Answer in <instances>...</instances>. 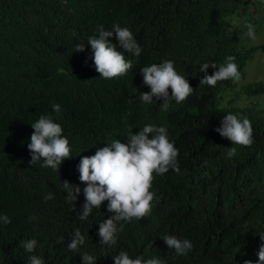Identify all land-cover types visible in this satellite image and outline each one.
<instances>
[{"label":"trees","instance_id":"1","mask_svg":"<svg viewBox=\"0 0 264 264\" xmlns=\"http://www.w3.org/2000/svg\"><path fill=\"white\" fill-rule=\"evenodd\" d=\"M263 12L264 0H0V216L11 220L0 221V264H29L32 255L44 264H84V255L95 264H115L121 251L163 264H258L264 243V110L241 104L238 91L262 95L264 81L239 88V81L228 79L209 86L200 84V69L234 56L245 78L248 63L264 53V42L249 44L246 25L256 29L255 16ZM114 25L127 27L142 51L124 52L115 34L109 37L133 67L106 79L96 71L88 38ZM80 43L82 52L76 51ZM165 60L194 89L179 104L170 96L166 110L162 99L149 104L138 98L151 91L141 68ZM217 70L209 67L207 73ZM228 114L251 121V146L235 145L215 131ZM41 116L60 124L69 141L71 158L57 170L43 167V160L29 164L31 124ZM145 125L166 128L178 149L179 171L154 173L151 212L117 222L116 243L102 244L99 225L113 214L104 201L79 218L87 185L78 165ZM232 147L237 154L228 158ZM64 181L80 187L76 200ZM77 229L84 243L70 250ZM165 235L189 240L192 250L177 255ZM30 239L37 241L31 253L22 246Z\"/></svg>","mask_w":264,"mask_h":264},{"label":"clouds","instance_id":"2","mask_svg":"<svg viewBox=\"0 0 264 264\" xmlns=\"http://www.w3.org/2000/svg\"><path fill=\"white\" fill-rule=\"evenodd\" d=\"M247 36L256 39L254 25L248 24ZM115 37L120 48L124 52L135 56L141 54V47L134 39L133 33L127 27L114 25L113 30L101 29L98 35L88 38V43L94 53V64L100 76L106 79L119 77L127 74L132 69V61L125 58L124 52L118 51L117 46L110 42L109 37ZM76 51H84V44L76 45ZM227 63L217 65L216 63H205L200 71L204 73L200 84L215 86L218 81L232 79L239 81L241 74L238 65L234 62V56L226 57ZM209 67L216 69L213 74L208 75ZM143 82L149 86L151 91L139 95L144 103H152L153 97L163 100L162 107L168 108V98L171 96L176 103H182L193 92V88L183 76L179 75L174 68V62L165 60L161 64L141 68ZM171 88V95H169ZM56 112L60 111L59 105H53ZM34 132L30 137L28 148L31 152L30 165H35L43 160V167L53 170L60 168L65 159L71 158L69 141L62 135L63 129L60 124L53 122L50 117L41 116L38 121L31 124ZM222 137L227 138L235 145L251 146L253 143V127L248 118L238 119L237 115L228 114L221 120V127L215 129ZM237 154V149L232 147L227 153L228 158ZM178 149L169 142L165 127L145 125L139 132L130 133L126 142L115 140L107 146L98 148L94 155L84 156L78 165L79 179L86 183L83 189L86 203L82 208L79 218L84 220L92 209L100 208L104 201H108V212L113 215L99 225V236L102 244L113 245L116 243L118 233L117 222L121 220L130 221L132 218L141 219L151 212V202L154 193L150 191L154 173L164 174L169 168L179 171L177 165ZM71 199L76 200L81 192L78 185L63 182ZM49 194L46 199H51ZM0 221L11 223L7 215L0 216ZM169 249H174L177 255H186L192 250L193 245L187 239H179L176 236L165 235L162 237ZM264 240V237H261ZM84 243V237L77 229L75 239L68 245L70 250H75ZM37 245L36 239L22 242L27 252H34ZM258 264H264V243L260 245ZM84 264H95V258L91 255L82 256ZM115 264H163L156 258L143 260L141 257L130 258L127 252L121 251L113 257ZM29 264H44L41 257L32 255ZM244 264H252L246 260Z\"/></svg>","mask_w":264,"mask_h":264},{"label":"rangeland","instance_id":"3","mask_svg":"<svg viewBox=\"0 0 264 264\" xmlns=\"http://www.w3.org/2000/svg\"><path fill=\"white\" fill-rule=\"evenodd\" d=\"M256 20V29L255 36L256 39H250L249 44H257L264 42V12L261 14H257L255 16ZM246 75L245 78L239 80V88L244 85H247L250 82L262 80L264 81V53L257 52L254 59H252L247 67H246ZM239 89L238 101L241 104L248 105L255 108H261L264 110V94L258 96H249ZM228 97V93L226 95V99ZM238 102V103H239Z\"/></svg>","mask_w":264,"mask_h":264}]
</instances>
